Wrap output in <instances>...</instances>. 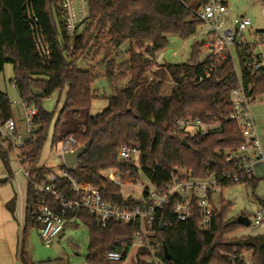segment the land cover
Listing matches in <instances>:
<instances>
[{
	"label": "trees",
	"instance_id": "16d2710c",
	"mask_svg": "<svg viewBox=\"0 0 264 264\" xmlns=\"http://www.w3.org/2000/svg\"><path fill=\"white\" fill-rule=\"evenodd\" d=\"M32 2L42 33L50 44L47 62H43L26 21L24 1L0 0V73L6 64H12V83L20 98L38 110L34 119L36 139L28 141L19 153L28 161L32 176L42 178L53 170L39 164L55 113L45 110L42 102L65 89L66 101L54 122L52 143L74 136L77 147H87L78 164L69 170L78 180L91 182L105 200L138 205L124 197L119 184L109 182L101 174V170L114 167L120 170L121 179L138 175L129 161L118 156L119 149L125 145L139 148V162L158 186L172 179L176 171L206 178L239 170L242 160L238 150L245 137L239 122L230 118L235 110L231 92L239 84L233 59L228 57L218 63L212 76L202 80L194 77L207 62L202 59L203 42L193 44L188 62L155 63L154 60L167 47L170 34L189 38L197 33L203 23L193 20L192 13L208 0H88L90 20L74 38L62 19L59 0ZM251 34L264 36V30ZM126 42H130L127 50L130 59L126 64L130 79L116 89L102 113L91 115L97 77L93 69H81L77 62L91 55L97 57L103 52L116 51ZM256 48L255 42L235 46L241 80L253 102L264 95V67L258 70L254 67V62L261 58ZM115 64L114 59L108 61L106 71L113 83L117 76ZM169 81L175 86L166 93ZM11 117H14L12 102L0 90V121ZM182 118L200 119L218 127L205 135L190 136L178 129L176 122ZM13 150L11 144L4 146L0 133V155L6 165ZM257 182L256 177H242L240 181L222 179L220 207L215 209L208 231L199 229L198 219L176 222L171 205L158 211L150 239L160 244V264H233L234 261L248 264L238 257L245 251H252V264H264V234L232 237L244 225L228 219L232 202L223 196L230 186L245 183L255 188ZM70 186L69 180L58 183L60 191L67 196L72 195ZM43 200L62 210L50 197L35 193L30 187L27 228L40 227L37 212ZM164 219H170L172 225L162 226ZM79 222L89 231L88 264H109L110 252L121 253V260H125L134 248L135 264H151L147 248L133 247L138 225L111 222L103 227L86 211L80 212L73 224Z\"/></svg>",
	"mask_w": 264,
	"mask_h": 264
},
{
	"label": "built area",
	"instance_id": "2783aa9c",
	"mask_svg": "<svg viewBox=\"0 0 264 264\" xmlns=\"http://www.w3.org/2000/svg\"><path fill=\"white\" fill-rule=\"evenodd\" d=\"M23 1L26 21L33 31L43 62H47L51 53L50 44L42 33L32 0ZM59 9L66 28L73 38L81 33L83 27L90 20L88 0H59ZM192 19L202 22L207 27L206 38L203 41V53H205L207 62L194 79L202 80L211 77L217 64L228 57H231L235 63L234 69L238 73L239 84L231 92L235 110L230 118L239 122L245 137V143L238 150L242 160L239 170L234 173H223L222 177L211 174L206 178L194 177L190 172L176 171L172 179L158 186L148 177L139 162V148L125 145L119 149L118 156L122 160L129 161L138 171V175L131 177L127 184L136 187L135 181L140 174L149 179L147 183H142L137 187V192L133 190L130 195L124 196L138 202V205H130L105 200L98 188L89 181H80L75 178L64 164L60 170L51 171L42 178H35L29 172L26 158L19 155L21 170L27 176L31 189L35 193L50 197L54 205L62 208L61 211H58L46 200H43V204L37 212V220L40 222V238L45 246L51 247L64 232L66 225L78 221V214L86 211L95 217L98 225L103 227L111 222L138 225L139 229L134 234L133 247L147 248L148 261L151 264H160L158 257L160 244L150 239L154 234V221L158 211L169 208L168 206L171 205L176 222L198 219L199 229L208 231L212 226L214 211L220 207L222 179L240 181L242 177H255L257 164L260 162L264 164V150L258 139L255 120L250 110L253 101L245 91L235 59L237 44L255 42L257 47L264 46V36L251 34L252 21L245 15L231 18L228 5L223 1L208 0L206 4L193 10ZM258 54L261 58L254 62L255 70L264 67V52L260 51ZM20 99L24 107V131L19 129L14 117L4 122L0 121V133L3 140L11 144L19 153L28 141L36 139L34 119L38 113L37 108L28 105L22 98ZM176 123L178 129L184 130L190 136L205 135L218 127L216 124L192 118H182ZM190 128L197 130L191 132ZM60 144L62 146L61 156L77 148L74 136L64 139ZM101 174L109 182L121 184L120 170L117 168L101 170ZM60 180L70 181L71 196L60 191L58 187ZM132 193L135 196L131 195ZM249 218L251 224L264 230V212L259 211ZM172 223L170 219H164L161 225L167 226ZM238 257L243 259V255H238ZM121 258L122 255L119 252L108 254L109 261H120ZM233 264H237L236 261Z\"/></svg>",
	"mask_w": 264,
	"mask_h": 264
},
{
	"label": "rangeland",
	"instance_id": "374dc122",
	"mask_svg": "<svg viewBox=\"0 0 264 264\" xmlns=\"http://www.w3.org/2000/svg\"><path fill=\"white\" fill-rule=\"evenodd\" d=\"M227 3L230 17L235 18L237 16L245 15L252 21L250 30L254 33L257 30H264V0H218ZM206 26L201 25L198 28L197 33L189 38H182L177 34L169 35V43L165 50L158 53L155 63H184L188 62L192 53V46L196 41L203 42L206 38ZM248 33V31H247ZM253 35V34H252ZM147 43H151L147 41ZM130 48V42H126L119 49L113 52H103L97 57L93 55L89 56L86 60H79L77 65L81 69H93L96 81L93 84L94 99L91 104L90 114L97 115L102 113L110 103V98L115 95L116 89L126 85L130 79L129 74L126 71L127 61L130 59L127 50ZM264 52V46L256 48V52ZM115 60V69L117 72L116 83L110 81L106 75L108 61ZM237 66H239V59L235 57ZM121 65V67H119ZM124 71V72H123ZM147 74L152 76L148 71ZM14 77V67L12 64H6L4 70L0 73V90L6 92L12 102V110L14 117L17 120H22L23 128L25 129L24 107L20 99V95L17 89L12 83ZM168 89L166 93L170 92V89L175 86L171 81L167 84ZM67 89L62 93L55 92L49 98L43 100V108L49 112L54 113V120L49 129L47 141L44 145L41 159L39 164H46L52 168H57L63 165V159L61 158L62 146L60 143H52L53 125L58 115V112L62 109L66 101ZM17 101V103H14ZM218 126V125H217ZM23 129V131H24ZM191 132H195L197 129L190 128ZM2 138V134H1ZM5 147H8L9 143L4 141ZM15 151L12 153V158H15ZM114 168V167H110ZM262 172V173H261ZM258 182L254 188L252 185L239 183L228 187L223 191V196L226 200L232 202V208L229 211L228 219L231 221H237L240 214H247L253 217L257 212H264V169L260 171ZM130 178L121 179L120 187L124 196L130 195L131 191L137 192L138 186L142 183L148 182V177L145 175H139L135 181L136 187H132L127 184ZM134 180V179H132ZM133 195V193L131 194ZM135 196V195H133ZM264 234V230L254 224L241 226L232 237L241 236H257ZM89 245V231L83 223L74 225L69 223L66 225L65 230L61 236H59L51 247L45 246L39 236V231L36 227H30L28 230L26 248H25V260L30 264H88L87 254ZM135 248L132 249L125 260L111 261L109 264H135ZM243 259L248 264H252L253 253L252 251H245Z\"/></svg>",
	"mask_w": 264,
	"mask_h": 264
},
{
	"label": "crops",
	"instance_id": "0c3cea01",
	"mask_svg": "<svg viewBox=\"0 0 264 264\" xmlns=\"http://www.w3.org/2000/svg\"><path fill=\"white\" fill-rule=\"evenodd\" d=\"M250 110L255 120L258 139L264 150V95L255 99ZM14 118L19 129L23 131L22 120ZM14 151L16 160L12 158ZM62 166L53 168L52 171L60 170ZM263 169L264 164L258 163L256 178L261 177L260 171ZM29 189V180L20 167L19 152L16 150L10 152L8 165L3 162L0 155V264H30L25 260L26 241L30 228H27ZM34 227L39 231L38 226Z\"/></svg>",
	"mask_w": 264,
	"mask_h": 264
},
{
	"label": "water",
	"instance_id": "95a60500",
	"mask_svg": "<svg viewBox=\"0 0 264 264\" xmlns=\"http://www.w3.org/2000/svg\"><path fill=\"white\" fill-rule=\"evenodd\" d=\"M204 58H205V53H203V55H202V59H204ZM37 94H41V93L38 92ZM86 150H87V147L79 146L74 151H70V152L65 153L63 156H61V158L63 159V164L66 167H68L69 169H72L75 165L78 164L80 157L86 152ZM263 204H264V201H263ZM237 221L239 223H241L242 225H250L251 224V220H250L249 216L245 215V214H240L237 218ZM165 254L170 259V255H169L167 249H165Z\"/></svg>",
	"mask_w": 264,
	"mask_h": 264
}]
</instances>
